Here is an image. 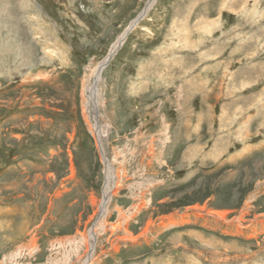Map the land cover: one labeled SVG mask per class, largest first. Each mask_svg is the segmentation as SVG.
<instances>
[{"label": "rangeland", "instance_id": "1", "mask_svg": "<svg viewBox=\"0 0 264 264\" xmlns=\"http://www.w3.org/2000/svg\"><path fill=\"white\" fill-rule=\"evenodd\" d=\"M27 1L0 0V264H81L105 182L83 92L148 0ZM116 55L92 264H264V0H156Z\"/></svg>", "mask_w": 264, "mask_h": 264}, {"label": "bare ground", "instance_id": "2", "mask_svg": "<svg viewBox=\"0 0 264 264\" xmlns=\"http://www.w3.org/2000/svg\"><path fill=\"white\" fill-rule=\"evenodd\" d=\"M155 1L156 0H148V2L145 3L142 11L137 15V17L135 19H133L129 23V25L124 29V31L117 37V39L114 41V43L108 49L106 56L94 68L93 72L91 73V76H92L91 78H93V80H92V82H90L89 84H87V86L85 87L84 92H83L84 93V97H85V100H84L85 109L88 112H90V110H91L96 117L99 114V116L97 117L98 120L94 118V122L92 123V128H91V131L90 132L92 133V135H93V137L95 139V142L97 144V147H98L99 152H100V155H101V159H102V162H103V165H104L105 182H104V185H103V188H102V198H101V201H99V203L97 205L98 212H97L96 219L93 222L92 227H90L89 231L87 232V236L84 235L83 238H82V240H81V242L84 244V247L86 249V250H84L85 251V257H83L84 259L82 260V263L81 264H92V262L94 261V256H95L94 255V252H95V246H96L95 245L96 239H97L98 234L102 233L105 230L104 229V227H105L104 223H105V216H106V214L108 212V204H109L110 199H111L112 191L117 186L116 185V176L114 174V170H113L112 163L106 158L105 152H104V149H103V145H102V138L107 135V129H106V126H103L100 123V121H99L100 120L99 119L100 118V112L99 111H100V106L102 105L101 95H102V91L103 90H102V88H100L98 86V84L101 81V75L100 74H102V71L104 69V67L101 68V66L104 65V63L107 61L108 56L110 57V56H115L116 55V52L119 50V48L121 47V45L124 43V40L126 39V37L128 35V34L126 35L127 29L130 26H132L133 24H136L137 25L139 22L138 23H135L136 22V19L139 16H142V14H144V16H145L146 13L149 11V9L153 6V4L155 3ZM19 3H20V7H22L23 9H25V10L26 9L27 10L30 9L31 10V7H30V5H29V3H28L27 0H19ZM40 27H42V26H40ZM47 28H49V27H47ZM116 57H117V55H116ZM115 58H113V60H115ZM113 60L110 62L109 66L107 68H109L111 66V64L113 63ZM100 68H101V70H100ZM119 226L120 225H118V227ZM114 227H116V226H114ZM123 238L124 239H127V240L134 239V238H132L130 236L123 237ZM81 242H79V243H81ZM76 244H78V243H76ZM65 264H67V263H65Z\"/></svg>", "mask_w": 264, "mask_h": 264}, {"label": "water", "instance_id": "3", "mask_svg": "<svg viewBox=\"0 0 264 264\" xmlns=\"http://www.w3.org/2000/svg\"><path fill=\"white\" fill-rule=\"evenodd\" d=\"M144 17V14H142V16H139L137 19H136V22L135 23H138L142 18ZM136 24H133L132 26H130L128 29H127V32H126V35L134 28ZM113 56H108L107 58V61L104 63V65L101 66V68L105 67L107 65V63L110 61V59L112 58ZM100 68V70H101Z\"/></svg>", "mask_w": 264, "mask_h": 264}]
</instances>
